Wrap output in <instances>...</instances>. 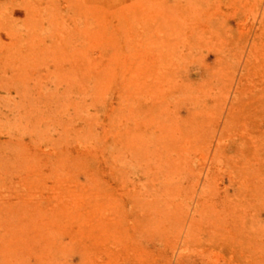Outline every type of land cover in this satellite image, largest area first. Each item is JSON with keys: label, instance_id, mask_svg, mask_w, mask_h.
<instances>
[{"label": "rangeland", "instance_id": "374dc122", "mask_svg": "<svg viewBox=\"0 0 264 264\" xmlns=\"http://www.w3.org/2000/svg\"><path fill=\"white\" fill-rule=\"evenodd\" d=\"M0 264H264V0H0Z\"/></svg>", "mask_w": 264, "mask_h": 264}]
</instances>
